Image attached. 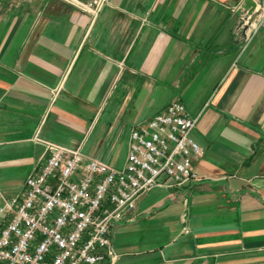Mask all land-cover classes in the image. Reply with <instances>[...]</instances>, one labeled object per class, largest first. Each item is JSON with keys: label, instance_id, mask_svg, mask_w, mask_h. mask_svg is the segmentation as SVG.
I'll return each instance as SVG.
<instances>
[{"label": "crops", "instance_id": "crops-1", "mask_svg": "<svg viewBox=\"0 0 264 264\" xmlns=\"http://www.w3.org/2000/svg\"><path fill=\"white\" fill-rule=\"evenodd\" d=\"M255 1L250 13L245 0H0V202L48 143L124 168L133 126L181 101L201 180L143 194L111 227L113 264H264Z\"/></svg>", "mask_w": 264, "mask_h": 264}, {"label": "built area", "instance_id": "built-area-1", "mask_svg": "<svg viewBox=\"0 0 264 264\" xmlns=\"http://www.w3.org/2000/svg\"><path fill=\"white\" fill-rule=\"evenodd\" d=\"M256 28L264 29V5ZM196 122L173 101L134 125L122 169L48 143L23 192L0 202V264H113L111 227L143 194L201 180L193 168V156L203 153L191 135Z\"/></svg>", "mask_w": 264, "mask_h": 264}, {"label": "water", "instance_id": "water-1", "mask_svg": "<svg viewBox=\"0 0 264 264\" xmlns=\"http://www.w3.org/2000/svg\"><path fill=\"white\" fill-rule=\"evenodd\" d=\"M257 3L255 0H245L244 7L245 9L249 10L250 13L256 8Z\"/></svg>", "mask_w": 264, "mask_h": 264}, {"label": "rangeland", "instance_id": "rangeland-1", "mask_svg": "<svg viewBox=\"0 0 264 264\" xmlns=\"http://www.w3.org/2000/svg\"><path fill=\"white\" fill-rule=\"evenodd\" d=\"M125 141L124 140H122L121 142H120V145H119V150L121 149V151H124L125 153H126V151H127V145H125ZM121 151L119 152V153H121Z\"/></svg>", "mask_w": 264, "mask_h": 264}]
</instances>
